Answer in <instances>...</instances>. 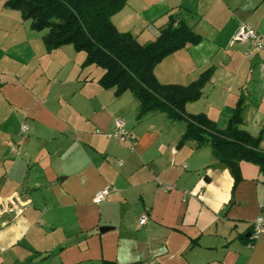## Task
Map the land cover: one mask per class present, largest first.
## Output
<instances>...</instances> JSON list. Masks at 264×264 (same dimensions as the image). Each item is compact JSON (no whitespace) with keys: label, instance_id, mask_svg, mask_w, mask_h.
<instances>
[{"label":"crops","instance_id":"1","mask_svg":"<svg viewBox=\"0 0 264 264\" xmlns=\"http://www.w3.org/2000/svg\"><path fill=\"white\" fill-rule=\"evenodd\" d=\"M171 16L202 41L157 64V82L186 86L214 68L185 112L224 130L242 94L239 129L257 137L264 51L244 57L248 45L230 41L241 25L264 34V0H128L111 22L145 46ZM44 34L0 1V264H264V232L250 238L264 172L241 161L232 189L209 146L177 147L183 122L137 120L130 92L115 98L98 84L102 69L81 68L85 55L70 45L47 52ZM114 120L129 140L107 135Z\"/></svg>","mask_w":264,"mask_h":264},{"label":"trees","instance_id":"2","mask_svg":"<svg viewBox=\"0 0 264 264\" xmlns=\"http://www.w3.org/2000/svg\"><path fill=\"white\" fill-rule=\"evenodd\" d=\"M3 6L20 13L34 32L45 31L42 37L47 52L70 45L82 52L81 68L96 66L103 73L98 84L104 90H114L120 98L130 92L139 102L136 119L151 112L165 113L171 122H183L185 131L177 147L193 141L197 147L209 146L218 163L224 165L234 189L242 180L239 163L253 164L264 172V152L258 145L264 127L257 137L239 129L242 124L244 95H240L224 130L203 114L189 115L185 105L201 97L214 68H209L186 86L161 84L153 69L167 56L187 46L199 45L201 37L184 21L169 17L165 28L145 46L129 33H119L111 17L121 11L128 0H0ZM100 264H115L102 260Z\"/></svg>","mask_w":264,"mask_h":264},{"label":"built area","instance_id":"3","mask_svg":"<svg viewBox=\"0 0 264 264\" xmlns=\"http://www.w3.org/2000/svg\"><path fill=\"white\" fill-rule=\"evenodd\" d=\"M234 43H240L248 45V49L243 52L244 57H249L251 55V49L262 52L264 51V34L254 31L249 25H241L237 28L234 33L230 45ZM259 69H264V61L260 64ZM26 126L23 125L21 130L24 132ZM109 137H114L120 141H126L130 139V134L124 130L123 123L119 120L113 121V130L107 134ZM109 193L108 189H102L98 191L94 197V203H100ZM146 222V218L143 217L139 220V224L143 225ZM264 232V201L259 206V214L254 219L251 225L250 238L252 240L257 239Z\"/></svg>","mask_w":264,"mask_h":264},{"label":"water","instance_id":"4","mask_svg":"<svg viewBox=\"0 0 264 264\" xmlns=\"http://www.w3.org/2000/svg\"><path fill=\"white\" fill-rule=\"evenodd\" d=\"M111 228H109V227H100L99 228V232L100 233H103V232H106V231H109Z\"/></svg>","mask_w":264,"mask_h":264},{"label":"rangeland","instance_id":"5","mask_svg":"<svg viewBox=\"0 0 264 264\" xmlns=\"http://www.w3.org/2000/svg\"><path fill=\"white\" fill-rule=\"evenodd\" d=\"M43 32H45V31H43ZM259 149V148H258Z\"/></svg>","mask_w":264,"mask_h":264}]
</instances>
